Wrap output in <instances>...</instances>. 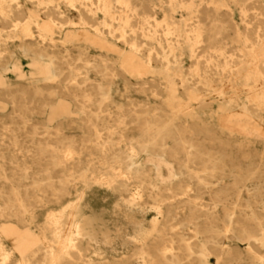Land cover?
<instances>
[{"label": "bare ground", "instance_id": "1", "mask_svg": "<svg viewBox=\"0 0 264 264\" xmlns=\"http://www.w3.org/2000/svg\"><path fill=\"white\" fill-rule=\"evenodd\" d=\"M245 261L264 264V0H0V264Z\"/></svg>", "mask_w": 264, "mask_h": 264}, {"label": "rangeland", "instance_id": "2", "mask_svg": "<svg viewBox=\"0 0 264 264\" xmlns=\"http://www.w3.org/2000/svg\"><path fill=\"white\" fill-rule=\"evenodd\" d=\"M65 132L68 133H74L73 129L70 130H65ZM65 201L59 202H51L48 204L45 208L44 207H38L36 210V216H37V221L41 222L44 216V213L47 211V209H56L59 208L60 206H64ZM116 202L114 200H109L107 203L104 204V217L106 222L108 223L109 227L113 230L112 232L115 233V230L120 229L123 233V237L128 239L132 238L135 236V232L130 224L126 222V220L123 218L118 210L115 208ZM154 215L153 210H148L146 214L147 218V223L152 219ZM120 239H117L116 242L112 245H109L105 247L102 250V254L100 255V258H103L105 262L107 261H112V262H120V261H125L127 260L131 247L130 246H123L119 244ZM239 251L245 252L244 246L238 248ZM213 261V260H212ZM246 262V261H245ZM244 262V263H245ZM135 264V263H134ZM246 264H249L246 262ZM255 264H260V263H255Z\"/></svg>", "mask_w": 264, "mask_h": 264}]
</instances>
